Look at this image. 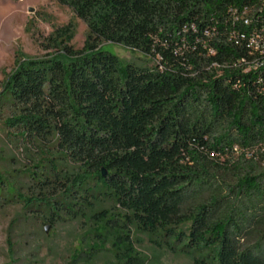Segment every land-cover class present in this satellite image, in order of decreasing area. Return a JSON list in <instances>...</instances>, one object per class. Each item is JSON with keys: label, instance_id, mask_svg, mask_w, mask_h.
<instances>
[{"label": "trees", "instance_id": "16d2710c", "mask_svg": "<svg viewBox=\"0 0 264 264\" xmlns=\"http://www.w3.org/2000/svg\"><path fill=\"white\" fill-rule=\"evenodd\" d=\"M56 1L86 39L75 47L71 21L6 72L0 120L29 185L0 172L3 198L45 226L85 224L70 264L103 250L106 264H148L144 241L192 264H264V72L236 66L250 58L241 17L264 0Z\"/></svg>", "mask_w": 264, "mask_h": 264}, {"label": "rangeland", "instance_id": "374dc122", "mask_svg": "<svg viewBox=\"0 0 264 264\" xmlns=\"http://www.w3.org/2000/svg\"><path fill=\"white\" fill-rule=\"evenodd\" d=\"M71 21L76 23L73 44L82 48L87 26L69 7L56 0H0V92L6 72L13 70L15 62L24 56H43L45 51L40 43L55 28ZM100 48L116 54L125 63L153 65L145 55L122 45L104 42ZM7 115L5 108L2 117ZM8 131L0 120V172L10 173L15 189L23 193L29 185V180L20 174L27 161L26 153L16 146ZM3 195L0 194V264H70L86 230L85 224L66 221L51 226L46 233L41 219L25 218L22 205L15 200L8 202ZM139 249L148 264H192L190 259L158 250L147 241ZM106 255L105 250L101 251L91 264H106Z\"/></svg>", "mask_w": 264, "mask_h": 264}, {"label": "built area", "instance_id": "2783aa9c", "mask_svg": "<svg viewBox=\"0 0 264 264\" xmlns=\"http://www.w3.org/2000/svg\"><path fill=\"white\" fill-rule=\"evenodd\" d=\"M245 12L241 19L248 30L246 33L239 34L236 44L244 43L250 58H242L236 63V66L243 68L245 73L260 69L264 72V13L260 11L258 18H249L245 16ZM235 20H240V17H236ZM206 33L208 34V32ZM211 52L213 53V51ZM256 83L259 94L264 95V73L260 74ZM262 152L264 153V147ZM246 156L252 157L253 153L248 152Z\"/></svg>", "mask_w": 264, "mask_h": 264}, {"label": "water", "instance_id": "95a60500", "mask_svg": "<svg viewBox=\"0 0 264 264\" xmlns=\"http://www.w3.org/2000/svg\"><path fill=\"white\" fill-rule=\"evenodd\" d=\"M102 175H103L104 177L107 176V171H106V169H103V170H102ZM50 227H51V225H46V226L44 227V231L47 233Z\"/></svg>", "mask_w": 264, "mask_h": 264}]
</instances>
